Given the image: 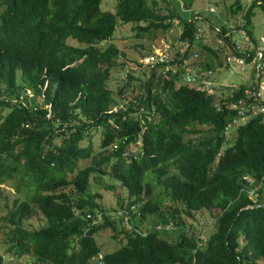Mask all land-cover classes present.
Here are the masks:
<instances>
[{"label": "trees", "instance_id": "1", "mask_svg": "<svg viewBox=\"0 0 264 264\" xmlns=\"http://www.w3.org/2000/svg\"><path fill=\"white\" fill-rule=\"evenodd\" d=\"M101 2L0 0V185L11 183L19 194L5 215L7 256L35 257L31 264H90L101 254L105 264H264V121L253 117L238 126L232 144L227 130L237 117L232 105L251 86L221 94L179 73L143 72L136 62L146 78L129 73L120 102L109 81L125 61L115 45L101 43L113 37L118 20L136 24L142 35L171 28L175 18L155 0H118L115 12L102 10ZM257 7L264 9V0L245 8L238 26L255 44ZM231 8L243 7L237 0ZM181 26L180 43L171 45L175 59L190 61L194 45L219 55L199 43L196 19ZM226 32L217 31L229 40ZM190 64L217 68L211 61ZM103 176L127 189L126 218H112L91 190L92 178ZM159 187L173 202L168 211ZM204 208L220 210L206 238L182 220ZM136 211L153 215L156 226L143 231L133 221ZM38 213L45 222L26 228ZM170 225L180 229L176 241L164 235ZM105 229L121 245L104 254L96 234Z\"/></svg>", "mask_w": 264, "mask_h": 264}, {"label": "rangeland", "instance_id": "2", "mask_svg": "<svg viewBox=\"0 0 264 264\" xmlns=\"http://www.w3.org/2000/svg\"><path fill=\"white\" fill-rule=\"evenodd\" d=\"M152 2L153 0H149ZM157 6L160 7L161 12L168 14L172 12L175 21L171 28L164 30L159 28L155 31L145 32L142 35H138V31L135 29L136 24L124 23L118 20L117 26L113 37L110 40L101 43L103 48L109 45H115L121 52L120 61H125L124 66L114 68L111 73L109 81V87L114 93V96L122 102V97L117 93L120 88L128 81L129 73L134 74L136 77H145L142 75V70L136 64L144 61L145 57L151 53L161 51L163 48H170L172 44L180 43L177 39L182 32V23L184 21L197 20L198 28L200 29L199 43L209 46L212 50L219 53L214 55L207 50H202L201 46L194 45L191 49V61L198 63L199 61H211L216 64L217 68H214L210 74V80L213 83L214 89L219 90L221 94H226L236 86L249 85L251 86L255 78L256 61H247L245 65H239L235 58L241 57L240 53H234L231 49V43L243 42V33L238 26L242 24L243 13L245 8L250 6L253 0H239L242 5V10L238 13H232L231 5L237 0H155ZM118 0H102L101 9L104 11H116V5ZM213 8V10H212ZM146 25V24H142ZM225 26L227 29L225 39L217 31L221 27ZM252 29L256 38H264V9L257 7L255 15L252 19ZM70 43L77 44L74 40H70ZM100 46V47H101ZM199 54L196 58L194 54ZM220 56V57H219ZM219 60H222V66H219ZM264 64V61L262 62ZM219 66V67H218ZM145 70H143L144 72ZM146 78V77H145ZM229 89V90H227ZM223 91V92H221ZM29 94L31 91H27ZM38 100V99H37ZM39 101H42L39 98ZM7 112V110H6ZM236 129H230L228 132L229 143H233L236 137ZM102 133L100 130L93 133V143L95 148H99L100 139ZM86 145V144H83ZM90 163V160L81 162V165ZM91 190H94L102 195L99 199L100 205L112 218L117 215H123L122 205H126L128 198L127 189L120 184L116 179H112L110 176H103L100 179L95 180L92 178ZM115 185V188L108 189L106 185ZM156 193L164 200V209L169 210L173 202L170 197L164 192V188H157ZM256 194L253 193L252 197L255 198ZM19 196L12 188L11 183L0 185V253L4 256L5 264H31L35 261V257L25 256L22 259H18L8 254L5 251L7 247L8 232L10 225L5 220V215L13 208L15 199ZM181 209L182 206L178 205ZM219 209L204 208L193 213L192 216L183 215L182 220L186 224L185 229L193 228L197 231H203L206 238L213 231V224L215 218L218 216ZM126 218V215H124ZM134 223L138 224L143 231H147L150 228L156 226L157 218L153 215H149L143 218L136 211L133 217ZM45 222V218L40 214H36L30 217L24 222V225L28 229L38 228ZM126 223L131 227L130 223ZM158 229H164L162 225L157 226ZM174 225L166 227L164 235L172 240H178L180 229L174 231ZM114 232L111 229H105L96 234V239L101 246L102 253H108L116 250L121 244L120 241L114 239L112 236ZM75 243H78L74 241ZM97 257L91 260L90 264H96Z\"/></svg>", "mask_w": 264, "mask_h": 264}, {"label": "built area", "instance_id": "3", "mask_svg": "<svg viewBox=\"0 0 264 264\" xmlns=\"http://www.w3.org/2000/svg\"><path fill=\"white\" fill-rule=\"evenodd\" d=\"M242 33L243 42L236 41L232 45L235 53H240L241 55V57L237 56L235 61L239 65H245L247 61H256L255 78L251 88L247 90L246 96L232 105L237 111V117L227 128L228 131L234 127L246 124L253 117H261L264 121V66L262 65L264 59V38L258 39V44H255L250 35L245 31H242ZM184 48L185 47H183V50ZM171 49L172 47L170 46V48H163L161 51L147 55L144 61L141 62V69L150 71L153 68H161L164 76L167 78L170 77V73L172 75L179 73L182 74L183 79L189 84L199 83L201 89H213V83L209 79L211 71L205 72L197 70L190 64V61L186 59L181 63L179 59H175ZM251 55L252 60H248ZM257 77L259 79L258 81ZM200 80L202 82H200ZM235 89H239V86H236ZM114 110L117 111V107ZM246 178L253 182L251 177L246 176ZM262 184L263 180H261L259 186ZM124 212L127 213V215L129 213L126 209H123L122 214H124ZM102 214V212H99L97 221L101 220ZM96 264H105L102 254L97 256Z\"/></svg>", "mask_w": 264, "mask_h": 264}, {"label": "water", "instance_id": "4", "mask_svg": "<svg viewBox=\"0 0 264 264\" xmlns=\"http://www.w3.org/2000/svg\"><path fill=\"white\" fill-rule=\"evenodd\" d=\"M259 79H258V77H257V81H258Z\"/></svg>", "mask_w": 264, "mask_h": 264}]
</instances>
